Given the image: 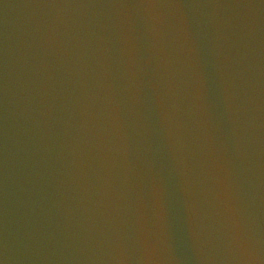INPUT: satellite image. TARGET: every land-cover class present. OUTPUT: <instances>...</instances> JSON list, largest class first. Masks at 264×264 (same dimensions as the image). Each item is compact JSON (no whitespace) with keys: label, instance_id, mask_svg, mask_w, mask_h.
<instances>
[{"label":"water","instance_id":"obj_1","mask_svg":"<svg viewBox=\"0 0 264 264\" xmlns=\"http://www.w3.org/2000/svg\"><path fill=\"white\" fill-rule=\"evenodd\" d=\"M0 264H264V0H0Z\"/></svg>","mask_w":264,"mask_h":264}]
</instances>
